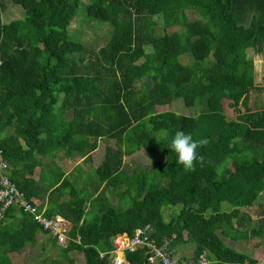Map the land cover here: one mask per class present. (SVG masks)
<instances>
[{
    "label": "trees",
    "instance_id": "trees-1",
    "mask_svg": "<svg viewBox=\"0 0 264 264\" xmlns=\"http://www.w3.org/2000/svg\"><path fill=\"white\" fill-rule=\"evenodd\" d=\"M11 1L25 15L4 21L0 0V141L11 167L29 152L24 171L10 173L18 187L46 200L47 214L72 222V240L49 264H63L73 251L83 252L85 264H109L114 236L137 227H147L157 244L173 238L171 249L194 243L191 258L207 250L213 264H264L224 241L264 239V210H254L263 206L264 108L256 110L253 95L264 89V75L255 78L244 52L264 50V0ZM82 5L86 15L112 24L97 50L70 28ZM163 10L170 12L164 25L181 29L157 36L155 15ZM189 10L200 16L189 19ZM183 54L191 61L182 62ZM177 97L191 122L184 132L208 141L197 149L204 159L194 170L178 164L168 147L183 114L157 109ZM6 127L14 132L2 133ZM103 137L118 146H107L94 169L99 182L91 194L78 189V175L63 177L61 168L43 163L49 150L63 148L90 158ZM141 150L151 162L131 166L125 157ZM90 174L81 179L89 182ZM106 191L115 192L116 203ZM87 204L92 219L85 218ZM167 208L175 213L170 221ZM38 232L48 234L30 214L8 208L0 220V264H15L9 251L36 245ZM147 255L145 247L126 252L133 264H149Z\"/></svg>",
    "mask_w": 264,
    "mask_h": 264
},
{
    "label": "rangeland",
    "instance_id": "rangeland-1",
    "mask_svg": "<svg viewBox=\"0 0 264 264\" xmlns=\"http://www.w3.org/2000/svg\"><path fill=\"white\" fill-rule=\"evenodd\" d=\"M3 2L6 4V9L3 12V20L9 21L11 19L16 18H23L24 10L20 5H16L12 3L11 0H3ZM85 5H82V7L79 9V13L76 16V18L72 21L70 28L72 31H74L75 35L79 36V39L86 45L87 49L90 50H97L100 46H103L107 43L109 40V37L112 33V24L109 22H103L100 19H96L94 17H90L85 14V9L83 8ZM139 8L142 7L141 5L138 6ZM166 13H164V12ZM162 12H159L155 15V18L158 20V28H157V36L162 35L164 32H173L175 30H180L181 25L177 24L174 26H165L167 18L170 15V12H166V10H163ZM200 15L196 13L195 11H188V17L189 19H194L196 17H199ZM165 27H164V26ZM140 49H136L134 52L135 58L140 54ZM247 54V57H253L254 56V49L247 48L246 51H244ZM187 55V56H185ZM258 56H261L259 54ZM257 59V58H256ZM182 62H190L191 59L188 57V54L181 55ZM259 91H255V94ZM264 97V91L262 93ZM225 102V101H224ZM177 109L180 112V114L183 116L181 117V122L178 126V130L184 131L185 128H187V125H190L191 128V122H189V116L186 114V108L184 106L183 108V101L180 97H177L174 99L173 103L170 105H163L158 106V110H166V109ZM224 110L226 113L231 114L234 112L232 108H229L224 103ZM187 115V116H186ZM189 128V129H190ZM14 132V130H13ZM99 148L96 150L91 157L88 159L86 155L82 159L78 161L80 164L77 168V172L83 173V171L90 172L89 182H86L82 180L81 182H76L78 189L81 191V188L84 186H87L86 193L91 194V189H93L96 185V183L99 182L97 176L95 175L93 177L94 169L97 165L101 163L103 160L104 152L106 150L107 146L116 147L118 146V142L114 138L110 139H100L99 140ZM98 147V146H97ZM97 149V148H96ZM125 159L131 163V166H136L137 168L144 167L146 164H149L151 162V159L148 158L146 152L144 150H141L135 154H133L131 157L126 156ZM77 163V161L73 162V166ZM77 163V164H78ZM50 168V167H49ZM86 178V177H84ZM106 194L109 196L110 201L112 203L117 202V197L115 192H109L106 191ZM69 195V192L64 194L62 196V200L66 199ZM41 200V199H40ZM260 200L264 202V194L262 196L260 195ZM46 201V200H45ZM260 201V202H261ZM257 209H260V205ZM173 210H175V213H177L178 206H173ZM264 203L261 207V210H264ZM91 204H87V211L85 214V218L92 219L95 216V211L91 210ZM173 213L171 208H167L165 210V218L170 221L173 218ZM174 213V214H175ZM263 213V212H261ZM254 219L257 217L254 216ZM39 239L36 245H29L26 244L24 248L20 251H9V256L11 257L12 261L15 264H49L52 259H56L58 256L57 254L60 253L61 247L58 246L56 243L53 244L49 237L46 235L40 234L38 232ZM185 237V233L182 234ZM230 237L224 238L225 243L231 246H235L236 248L240 249L241 251L247 253L249 256L254 257L258 259L259 261H264V239L263 241H259V237H252L249 239H239L237 241H231L229 239ZM174 250L177 254H184L189 255L191 251L195 248V244L192 242H175L174 244ZM191 257V256H188ZM63 264H85L84 255L80 251H73L71 252V256L69 260L63 261ZM133 264V263H130Z\"/></svg>",
    "mask_w": 264,
    "mask_h": 264
},
{
    "label": "built area",
    "instance_id": "built-area-1",
    "mask_svg": "<svg viewBox=\"0 0 264 264\" xmlns=\"http://www.w3.org/2000/svg\"><path fill=\"white\" fill-rule=\"evenodd\" d=\"M10 162L4 156L3 145L0 141V220L5 217V212L10 207L22 209L30 214L33 219L48 231L55 243L66 247L72 240L70 230L72 222L61 214H47V202L31 196L21 190L10 176ZM173 239V238H172ZM171 238H166L161 244H157L151 238L147 227H137L132 235L128 232H120L113 238V248L109 264H130L126 258L127 251L145 247L149 264H213V259L203 250L196 258H177L171 249ZM107 252H100L104 256Z\"/></svg>",
    "mask_w": 264,
    "mask_h": 264
},
{
    "label": "crops",
    "instance_id": "crops-1",
    "mask_svg": "<svg viewBox=\"0 0 264 264\" xmlns=\"http://www.w3.org/2000/svg\"><path fill=\"white\" fill-rule=\"evenodd\" d=\"M254 49V56L253 57H250L253 59L254 61V70H255V78H263V75H264V50L263 51H257L255 48H252ZM259 54H261V56H258ZM257 58V59H256ZM256 91H259L258 93L255 94V92L253 93L254 95V99L257 100V105L259 106L256 110H261V108H264V97L262 95L264 89L262 90H256ZM70 113L71 111L69 110L68 113H66L67 117L70 116ZM226 113V112H225ZM228 114V113H226ZM233 113L229 114V115H232ZM59 117L57 116V119ZM14 130V127H6L2 130V133H7V132H13ZM110 139V137H103V138H100V139ZM99 139V140H100ZM53 143L57 144L58 145V141H57V135L53 136V140H52ZM99 141H98V147L97 149H95L91 155L96 151L98 150L99 148ZM107 148V147H106ZM21 162H20V165L19 167L15 168V167H10V173L13 172V171H18L17 172L18 174L23 172L24 170H22V166L24 165V162L26 161V157L28 156L29 152L25 150L21 151ZM90 155V157H91ZM84 157V155H81L79 153H71V154H68L65 149H54V150H49L47 155L45 157H43V163L44 165L47 167V169L50 167V169L52 168V166H58L59 168H61V170L64 172V176L63 177H68L70 179H72L73 177L77 176V180H80L78 182H81V177L83 178V173H79L77 172V168L78 166L80 165L78 163V161L80 159H82ZM31 159H33V157H31ZM89 159V157H88ZM76 162L77 163L73 166V162ZM54 168H52L53 170ZM40 172H41V166L40 165H37L36 167L33 168L32 170V174L31 176L34 178V179H38L39 176H40ZM75 175V176H74ZM262 194H264V191H261L260 195L262 196ZM37 198V197H36ZM39 199V198H38ZM260 200V196L258 198V203H264L263 201ZM259 204H255L254 205V210H261V207L260 206V209H257L259 206ZM264 208V207H263ZM261 213V212H260ZM42 235H46L47 237L49 238H52L50 237L49 234H46V233H40ZM38 239H39V235H38ZM232 242H233V239L229 238ZM51 240V239H50ZM52 242V241H51ZM175 249V248H173ZM176 250V249H175ZM173 251L174 252V255L175 257L177 258H188V256H192L193 253H194V250L195 248L191 251V253L189 255H184V254H177L176 251ZM83 253V252H82Z\"/></svg>",
    "mask_w": 264,
    "mask_h": 264
},
{
    "label": "clouds",
    "instance_id": "clouds-1",
    "mask_svg": "<svg viewBox=\"0 0 264 264\" xmlns=\"http://www.w3.org/2000/svg\"><path fill=\"white\" fill-rule=\"evenodd\" d=\"M206 139L194 140L190 134L177 130L168 145L177 154V163L185 170H194L197 161L203 166V156L197 155V149L207 144Z\"/></svg>",
    "mask_w": 264,
    "mask_h": 264
}]
</instances>
